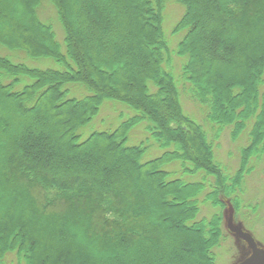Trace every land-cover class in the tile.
I'll return each instance as SVG.
<instances>
[{
    "label": "trees",
    "instance_id": "1",
    "mask_svg": "<svg viewBox=\"0 0 264 264\" xmlns=\"http://www.w3.org/2000/svg\"><path fill=\"white\" fill-rule=\"evenodd\" d=\"M49 1L64 52L42 0H0V50L65 66L0 55V264H218L226 202L245 207L263 162L264 0H172L177 44L163 32L168 0ZM67 84L90 94L68 98L79 88ZM104 101L132 112L82 138ZM143 123L147 138L128 146ZM221 133L245 139L235 170L216 161ZM155 145L169 150L144 162Z\"/></svg>",
    "mask_w": 264,
    "mask_h": 264
},
{
    "label": "rangeland",
    "instance_id": "2",
    "mask_svg": "<svg viewBox=\"0 0 264 264\" xmlns=\"http://www.w3.org/2000/svg\"><path fill=\"white\" fill-rule=\"evenodd\" d=\"M168 1H170L171 3H169L168 6L166 5L163 11V32L166 42H168V44L170 43V40L172 42H176L177 44L181 41L184 32L173 34V28L181 17L183 13V8L172 0ZM42 2L43 4L39 10L40 19L43 20L45 24L52 27L56 42L62 44L61 51L64 52L63 45L65 35L62 26L57 18L56 10L54 9L49 0H42ZM1 12L2 10L0 9V14ZM0 18H2L1 15ZM145 19L148 20V18ZM0 55L14 63H21L30 69L56 72L65 71L64 65L59 64L51 58L32 59L21 51L13 52L3 48L0 50ZM118 71L119 69H115L116 74L118 73ZM175 72L177 73V70ZM23 78L24 77L21 78L23 81V85L31 82L30 79ZM6 80L8 79L5 78V82H7ZM72 88L79 89L76 92ZM64 89H72L71 92L74 93H70L68 95V98H83L86 95L90 94L84 87L75 84H67L65 85ZM185 102L184 105L187 111H192V109H194L193 106L188 101ZM122 108L131 111L123 104H119L112 101H104L100 108L98 116L93 119V121L88 126L80 130L82 138L87 137L94 131L107 130V128L105 127L112 126V123L110 121H113L114 117L116 116L112 111L121 112ZM133 112L134 114H136L134 110ZM143 125L144 123L139 124L131 130L129 134V140L127 142L128 146L137 145L147 138L148 132L146 131V129L143 128ZM209 136L211 137V135ZM241 138L238 142H233L230 140L229 136L226 133H221L219 137L214 141L216 153L215 157L217 158L216 161L218 160L224 167L228 169L235 170L238 159L237 153L243 146L246 145L244 144L245 139ZM241 141L243 142V144H239V142ZM159 147L156 145L150 147L144 154L143 161L146 162L148 160L157 158L162 153L169 150L161 149V147ZM262 159L263 162L259 164L256 168H254L251 174L246 178L245 191L239 197L241 200H244V202L246 201L245 207L239 212H236L234 211L232 204L226 202L227 206L226 210L223 212L224 221L222 222V229L224 231L225 239L221 243L220 247L215 250L217 254L216 260L218 264H243L252 256V250L250 249L248 244L245 241L241 240L238 235L234 233V231L237 229L249 235L253 239L256 249L264 251V156L262 157ZM198 174L202 175L201 172H199ZM199 179L200 176L190 177V181L192 182L197 181ZM187 180L189 179H186V181ZM203 195L204 194H202V196ZM246 207L250 208L253 211L252 213H254L249 215V222H246V225L251 226L250 230L246 229L244 223L241 220L242 216L246 217L244 212L249 213V211L246 210ZM212 212L214 211H210L209 208L202 206L200 216L209 218ZM12 259L13 261L10 263L9 261ZM6 264H16V261L13 257H11L6 262Z\"/></svg>",
    "mask_w": 264,
    "mask_h": 264
},
{
    "label": "water",
    "instance_id": "3",
    "mask_svg": "<svg viewBox=\"0 0 264 264\" xmlns=\"http://www.w3.org/2000/svg\"><path fill=\"white\" fill-rule=\"evenodd\" d=\"M234 233L237 234L241 240L245 241L252 250V256L243 264H264V251L256 249L253 239L238 229L235 230Z\"/></svg>",
    "mask_w": 264,
    "mask_h": 264
}]
</instances>
